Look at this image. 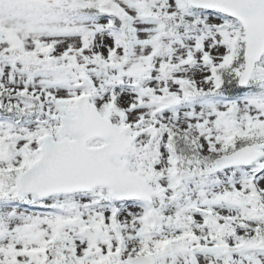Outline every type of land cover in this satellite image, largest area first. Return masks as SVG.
Wrapping results in <instances>:
<instances>
[{
    "label": "snow or ice",
    "instance_id": "obj_1",
    "mask_svg": "<svg viewBox=\"0 0 264 264\" xmlns=\"http://www.w3.org/2000/svg\"><path fill=\"white\" fill-rule=\"evenodd\" d=\"M0 264H264V0H0Z\"/></svg>",
    "mask_w": 264,
    "mask_h": 264
}]
</instances>
